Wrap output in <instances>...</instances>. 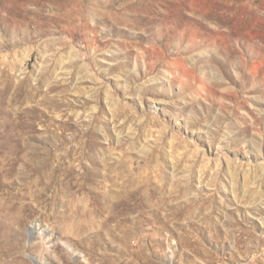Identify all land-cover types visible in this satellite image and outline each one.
Wrapping results in <instances>:
<instances>
[{
  "label": "rangeland",
  "instance_id": "obj_1",
  "mask_svg": "<svg viewBox=\"0 0 264 264\" xmlns=\"http://www.w3.org/2000/svg\"><path fill=\"white\" fill-rule=\"evenodd\" d=\"M0 264H264V0H0Z\"/></svg>",
  "mask_w": 264,
  "mask_h": 264
}]
</instances>
